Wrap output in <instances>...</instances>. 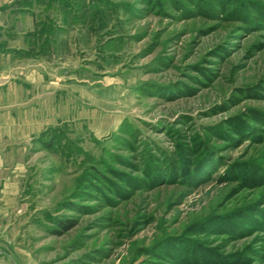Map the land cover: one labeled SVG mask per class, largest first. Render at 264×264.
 Here are the masks:
<instances>
[{"label":"rangeland","instance_id":"rangeland-1","mask_svg":"<svg viewBox=\"0 0 264 264\" xmlns=\"http://www.w3.org/2000/svg\"><path fill=\"white\" fill-rule=\"evenodd\" d=\"M22 6L40 131L0 264H264V0Z\"/></svg>","mask_w":264,"mask_h":264},{"label":"crops","instance_id":"crops-1","mask_svg":"<svg viewBox=\"0 0 264 264\" xmlns=\"http://www.w3.org/2000/svg\"><path fill=\"white\" fill-rule=\"evenodd\" d=\"M22 4L25 0H0V29L17 22L18 18H10L15 12L23 13ZM25 41L19 32L11 38L4 33L0 36V220L15 205L25 169L26 142L40 131L35 115L25 113L27 103L34 105L33 97L27 100L26 85L31 88L36 84V69L25 67Z\"/></svg>","mask_w":264,"mask_h":264}]
</instances>
